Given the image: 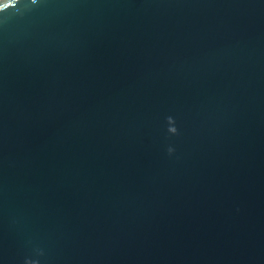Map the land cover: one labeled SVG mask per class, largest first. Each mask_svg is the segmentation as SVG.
I'll list each match as a JSON object with an SVG mask.
<instances>
[{
  "label": "water",
  "instance_id": "water-1",
  "mask_svg": "<svg viewBox=\"0 0 264 264\" xmlns=\"http://www.w3.org/2000/svg\"><path fill=\"white\" fill-rule=\"evenodd\" d=\"M4 4L0 264H264V0Z\"/></svg>",
  "mask_w": 264,
  "mask_h": 264
},
{
  "label": "snow or ice",
  "instance_id": "snow-or-ice-1",
  "mask_svg": "<svg viewBox=\"0 0 264 264\" xmlns=\"http://www.w3.org/2000/svg\"><path fill=\"white\" fill-rule=\"evenodd\" d=\"M31 4L32 5H37L38 4V0H31ZM9 6H10L9 4H4L3 7H2V10H0V13H2L3 10L5 8L9 7ZM168 123L170 125V127L168 128V132L170 134H173L174 135L176 133L177 129L175 127L171 126L173 124V121L171 119H169Z\"/></svg>",
  "mask_w": 264,
  "mask_h": 264
},
{
  "label": "clouds",
  "instance_id": "clouds-1",
  "mask_svg": "<svg viewBox=\"0 0 264 264\" xmlns=\"http://www.w3.org/2000/svg\"><path fill=\"white\" fill-rule=\"evenodd\" d=\"M171 151H172V150L169 149V153H171ZM25 264H33V262L26 260V261H25Z\"/></svg>",
  "mask_w": 264,
  "mask_h": 264
}]
</instances>
